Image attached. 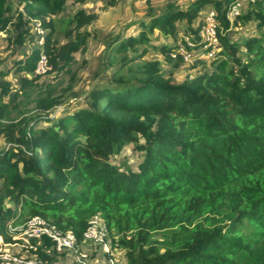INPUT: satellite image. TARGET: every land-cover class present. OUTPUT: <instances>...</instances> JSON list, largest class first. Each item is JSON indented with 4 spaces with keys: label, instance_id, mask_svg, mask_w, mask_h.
Instances as JSON below:
<instances>
[{
    "label": "trees",
    "instance_id": "1",
    "mask_svg": "<svg viewBox=\"0 0 264 264\" xmlns=\"http://www.w3.org/2000/svg\"><path fill=\"white\" fill-rule=\"evenodd\" d=\"M11 1L0 0V33L10 23ZM19 1L49 32L13 65L19 88L0 82L4 243H19L14 237L23 226L41 217L74 233L81 247L100 216L125 264H264V0H253L233 23L228 13L239 0L152 11L146 22L131 24L137 35L108 40L100 72L84 89L75 54L85 51L90 35L81 31L95 16H52L85 0ZM206 6L217 13L221 50L192 64L211 70L174 83L159 61L146 59L149 35L170 38L174 46L160 47L161 54L182 63L172 57L180 32L197 36ZM251 22L255 35L232 40L233 27ZM59 31L73 38L61 43ZM28 39L26 29L14 42L23 47ZM42 52L52 70L41 76L35 69ZM49 74L54 81L42 82ZM128 145L141 153L136 170L112 162ZM42 242L31 239L37 250L30 252L39 264L56 261L54 243Z\"/></svg>",
    "mask_w": 264,
    "mask_h": 264
},
{
    "label": "rangeland",
    "instance_id": "2",
    "mask_svg": "<svg viewBox=\"0 0 264 264\" xmlns=\"http://www.w3.org/2000/svg\"><path fill=\"white\" fill-rule=\"evenodd\" d=\"M193 0H85L82 4L69 2L66 4L64 10L59 15H53L52 18L68 20L71 19L77 12L83 10L87 15H94L95 19L88 24L85 29L81 32H87L90 38L87 40L85 51L78 52L75 54L76 63L74 69H80L83 75V80L79 81V88H88L91 83L92 76L95 73L100 72L101 69V58L104 56L105 45L108 40L122 36L125 38L130 34L137 35L138 26L131 24L137 20L147 21V17L152 11H159L166 7L170 3H176L178 5H186ZM240 3L239 13L245 12L253 0H239ZM206 9H213L211 6H206ZM10 23L5 31L0 33V71L8 72L5 77H0V82L4 81L10 83L12 88L17 90L19 88L18 79L19 75L14 72V64L17 60L22 59L26 54L32 52L36 46H39L40 38L42 36L45 38L48 30L43 28V34L40 35L35 30V25L37 22L41 23L40 19L31 18L28 13L24 10V6L19 0L11 1V9L8 14ZM20 19L22 23L19 24ZM29 30L33 35V40L28 39L23 47H19L14 41L18 34L23 30ZM256 24L251 22L246 26L233 27L230 32V37L234 41H244L256 34ZM183 35V31L180 32ZM61 43L67 42L72 39V37L67 38L64 35V31H59L56 35ZM180 36V35H179ZM151 50L148 53L146 59L159 61L162 65L163 72L172 78L174 83H180L190 76H194L210 68H204L202 65L193 66L185 62L176 63L175 61L169 62L161 54L160 47H171L174 46L170 38H164L158 33L149 35ZM203 70V71H202ZM211 70V69H210ZM114 73V68L104 75L106 79H109ZM62 76V75H61ZM59 76V77H61ZM54 74H49L42 79V82L50 83L54 81ZM58 77V78H59ZM67 78V77H62ZM65 82V80H63ZM67 84V79H66ZM1 92V88H0ZM66 107V106H65ZM63 107V108H65ZM60 108L54 115L60 114L63 109ZM31 113H34V105L30 106ZM33 110V111H32ZM40 126H47L48 124L41 121ZM3 142V141H2ZM3 144V143H2ZM112 162L116 165L127 164L133 169H137L138 164L141 162V153H139L134 145L126 146L122 152L112 159ZM24 227V228H23ZM25 231L26 226H23ZM22 230V229H19ZM17 241H19L20 246L14 248H9V253L17 252L21 249V255L26 258L35 257V254L30 252L29 249L21 248L24 244V240L27 239L26 235L15 236ZM111 246L112 242L109 239ZM22 242V243H21ZM92 246L95 251L88 254L89 259L85 263H79L77 260V255L73 252L60 253L56 261L58 264H108L107 255L104 254L100 246ZM118 250L117 257L115 258L116 264H122L123 250L120 248H115Z\"/></svg>",
    "mask_w": 264,
    "mask_h": 264
},
{
    "label": "built area",
    "instance_id": "3",
    "mask_svg": "<svg viewBox=\"0 0 264 264\" xmlns=\"http://www.w3.org/2000/svg\"><path fill=\"white\" fill-rule=\"evenodd\" d=\"M240 3L232 5L228 20L233 23L239 14ZM220 23L217 18V13L213 9L206 10L202 15L201 25L197 36L181 35L175 44L173 58H182L183 62L194 64L199 61L215 58L220 52L219 38ZM35 30L38 34L44 35L43 28L40 22L35 25ZM44 37L40 38L39 45L43 44ZM52 70L47 56L42 52L40 54L37 66L35 69L36 75H45ZM26 235L21 248L29 250H37V246L42 245V241L47 238L54 243L57 253L73 252L77 255L79 263L88 261L89 256L81 250L78 245L77 238L72 232H63L55 224L46 221L41 217H34L26 223L25 231L20 235ZM85 240L95 246H100L104 253H110L111 243L109 241V232L106 224L100 216H94L89 226L84 233ZM15 239V238H14ZM31 239L36 241V245L31 243ZM16 240V239H15ZM20 246L19 244H6L0 237V264H39L40 261L36 257L26 258L21 255V249L17 252L9 253V248ZM42 264H58L57 262H45ZM109 264H114L113 260Z\"/></svg>",
    "mask_w": 264,
    "mask_h": 264
},
{
    "label": "crops",
    "instance_id": "4",
    "mask_svg": "<svg viewBox=\"0 0 264 264\" xmlns=\"http://www.w3.org/2000/svg\"><path fill=\"white\" fill-rule=\"evenodd\" d=\"M92 246L93 245H90L89 243H84V244L81 245V250L83 252L87 253V254H90L89 251H91V250H92L91 252L95 251L94 248H92ZM95 248H97V247L95 246ZM117 253H119L118 250L115 249L113 246H111L110 253H104V254L107 255V258H108V260L106 262L109 264V261L113 260V263L116 264L114 260L117 257ZM122 255H123V258H124V253ZM122 264H125V260H123Z\"/></svg>",
    "mask_w": 264,
    "mask_h": 264
}]
</instances>
